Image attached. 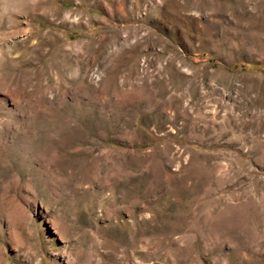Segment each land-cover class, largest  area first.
Masks as SVG:
<instances>
[{"label":"rangeland","instance_id":"374dc122","mask_svg":"<svg viewBox=\"0 0 264 264\" xmlns=\"http://www.w3.org/2000/svg\"><path fill=\"white\" fill-rule=\"evenodd\" d=\"M0 264H264V0H0Z\"/></svg>","mask_w":264,"mask_h":264}]
</instances>
